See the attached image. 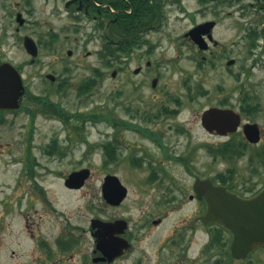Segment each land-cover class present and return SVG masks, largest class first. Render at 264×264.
Listing matches in <instances>:
<instances>
[{
	"label": "flooded vegetation",
	"instance_id": "af4514ba",
	"mask_svg": "<svg viewBox=\"0 0 264 264\" xmlns=\"http://www.w3.org/2000/svg\"><path fill=\"white\" fill-rule=\"evenodd\" d=\"M207 1L216 2L219 7H222L229 0ZM241 1H248L249 6L264 8V0H236L237 6ZM64 6L66 12L77 24H80L81 20L90 18L91 30L94 36H98L102 42V49L97 54L102 60L105 59L107 64H110L111 58L116 56L113 53V48L117 47L118 42L116 38H113L114 33H116L113 28L114 20L118 14L131 15L133 13L132 6H128L127 0L120 3L118 7L113 5V0H65ZM154 10L153 15L156 18L158 7L155 6ZM238 12L236 19L240 21L242 19L241 14L247 13ZM222 14L223 12L217 11L212 17L203 20L214 22V25L202 34L206 45L205 49H199L192 38L186 35L187 31L199 22H194L181 37L183 42L189 43L193 50L201 54L202 62L211 63L212 59L218 57L220 51L224 49L223 42L214 34ZM227 15H231V12H228ZM250 25V27L242 29L236 28L235 38L231 39L230 45L239 47L241 42L245 43L244 61L249 59L251 66H255L258 61L264 62V16L257 22H250ZM159 30L160 27L155 24H151L148 29L142 27L126 28L123 32L125 36L122 38L121 49L117 53L124 58L123 60H126L134 49L138 50L147 44H150L152 48L156 47V40L151 41L145 38V34H155ZM71 52L69 49L67 54L71 55ZM34 60L35 58H30L31 63ZM229 60L232 62L227 64L228 66L235 64L233 57L229 56L226 63ZM3 61L6 60L0 58V63ZM145 65L146 68H150L152 62L146 60ZM62 72H64L63 69ZM141 72H144V68L140 64L133 69V73L136 75ZM115 73V70L112 71V76ZM236 76L239 77V75H235V82ZM45 78L47 82L52 83L55 75L52 72H46ZM67 78L65 72L60 75L56 86L58 93L62 94L64 90H67V86L70 85ZM97 78L98 75L92 73L83 79L77 84L76 94L91 96L95 90ZM157 82L158 76H152L150 79L151 86L156 87ZM139 83L138 81L135 85ZM185 86L189 89L187 85ZM138 88L139 86L135 87V89ZM24 93L36 97L44 104L47 112L57 115L63 120H67L70 116L83 119H80L81 123H62L56 125L57 128L50 126L51 128L47 130L48 133L44 140H36L38 137L41 138V135L38 134V128L35 124L28 125L24 133L22 156L19 157L22 161L20 175L13 174L12 178H7L1 177L2 173L0 172V207L3 208V213L6 215L11 210L21 206V203L26 202V205L24 204L26 207V209L24 208L25 218L22 220V225L26 228V249L22 252L26 257L23 258L21 264H264V243L256 245L245 256L237 257L236 243L233 246V232L218 221L203 220V216L209 207L208 189L194 187V182L197 179H209L215 185L224 186L228 193L246 198L256 195L263 188L264 133L263 126L254 118V115L261 110L262 104L255 95L253 97L246 92L239 97L238 101L236 98H233V101L224 99L216 105L203 108L199 116V125L206 134L218 138V142L209 144L207 139L201 138L200 141H196V147L193 149L191 134L188 133L189 130L184 128V125L164 124L161 129H157L155 126L158 124L149 123L150 120L160 115L177 114L181 103V98L178 95L171 97L173 102L177 103L176 107H172L174 104L163 105L156 109L147 110L141 103L139 93L135 91V101L124 103L123 110H125L128 118L116 120L110 105L103 115L105 120L104 132L96 130L98 131L97 134L91 138L85 133L86 128L99 125H90L83 121L90 119L89 116L93 113L79 111L69 113L60 105L48 101L47 96L35 95L27 89ZM185 94L189 99L193 98V93L190 90L186 91ZM111 95L108 96L110 100H112ZM29 96L28 98L31 100L35 99ZM48 107H51V110ZM210 107L231 109L238 115L237 127L236 123L234 126L223 124L221 127L209 130L203 123L202 113ZM17 109L19 108H0V129L2 124L7 121L5 118L7 114ZM26 111L30 113L28 108ZM135 121L137 123H134ZM249 125H253V127H249ZM245 128L258 130L259 139L257 142H251L248 139ZM128 134L138 140L130 139ZM144 138L155 142L158 151H160L157 152L159 154L157 161L154 160L153 156L150 158L143 144H140V140L143 141ZM6 144L11 143L7 142ZM249 147H254L253 151L249 152ZM95 150L100 151L99 160L103 167L124 162L139 166L144 163L145 159L150 160L147 165L150 163L154 165L150 166L148 174L143 178L145 181L142 182L146 184L155 183L156 188L152 192L148 189L146 193H142V203L134 205L138 211L134 219L135 222L131 220V216H114L111 213L112 210L108 213L107 208L126 207L123 202L127 199L128 188L119 203L108 202L103 195L104 177L116 174L112 169H106L99 189L103 206L98 210L95 209V212H100L89 219L87 226H80L73 221L66 220L61 221L50 232V229H46L42 225V213L52 212L53 215L57 216L60 211L49 199L47 184L41 178L51 174L58 179L59 186L65 192L73 193L80 190L85 186L93 172L89 164L94 160ZM202 150L206 154L210 152L213 157L226 160L225 164L228 163V165L216 173L214 180L196 174L192 178L191 187H180L181 183L177 182V177H171L165 166L178 163L182 166L184 174H192L194 153L200 152L198 159L201 162L203 159ZM244 156L247 159L249 172V176H246L248 179L244 180L248 186L241 184L239 186L241 189L238 191L232 187L230 181L236 175V160ZM10 162L12 164L19 163L14 157H11ZM106 191L112 194L114 189L106 188ZM34 197L36 198L35 201ZM35 202L43 208H34ZM186 204L193 205L194 212L186 219L179 220V222L178 220L174 221L168 230L162 233L163 224ZM38 210L42 211L39 213ZM33 213H38L37 221L29 219ZM3 222L4 219H1L0 216V227H4ZM85 233L87 235L84 237ZM13 243L14 246L10 248V255L17 257L19 255L16 247L17 242L13 240Z\"/></svg>",
	"mask_w": 264,
	"mask_h": 264
},
{
	"label": "rangeland",
	"instance_id": "374dc122",
	"mask_svg": "<svg viewBox=\"0 0 264 264\" xmlns=\"http://www.w3.org/2000/svg\"><path fill=\"white\" fill-rule=\"evenodd\" d=\"M64 2L65 0H0V58L17 67L21 72L25 89L35 95L47 96L48 101L60 105L69 113L79 111L104 115L111 105L116 120L128 118L123 110L124 103L135 101V91L139 93L141 103L147 110L163 105L174 104L172 107H176L177 103L175 104L171 97L178 95L181 103L177 114L160 115L150 120L149 123L158 124L155 126L157 129H161L164 124L184 125V128L191 134L193 149L196 147V141H200L201 138L207 139L209 144L218 142V138L206 134L199 125L202 109L216 105L224 99L233 101V98H236L238 101L239 97L248 92L253 97L255 95L262 104L261 110L254 115V118L263 126L264 133V62L258 61L255 66H251V61L249 59L244 61L243 58L246 53L245 43L241 42L239 47L230 45L231 39L235 38L236 28L250 27V22L254 23L262 19L264 12L262 13L258 6H249L248 1L239 2V6L236 3L228 4L226 1L222 7L215 2L200 3L199 0H180V4L168 3L165 6V18L160 30L155 34H145V38L151 41L156 40V47L152 48L150 44H147L138 50L134 49L126 60H123L120 54H116L111 58L112 62L107 64L105 59L102 60L97 54L102 49V42L98 36H94L90 18L81 20L80 24H77L66 12ZM17 11H20L25 19L20 26L15 21ZM217 11L223 14L220 16V23L215 27L214 34L223 42L224 49L220 51L218 57L212 59L211 63H205L201 60V54L193 50L189 43L183 42L181 37L194 22H201L212 17ZM238 11L247 13L241 14L240 21L236 19ZM228 12H231V15H227ZM51 34L56 35L54 36L56 38L48 46L47 41ZM23 35H30L38 45V54L32 63L30 62L31 56L22 44ZM69 49L72 51L71 55L67 54ZM229 56L235 59L234 65H227L226 60ZM146 60L152 62L150 68L145 67ZM139 64L144 68V72L136 75L133 69ZM62 69L70 85L60 94L56 91V86L60 75L64 73ZM114 70L116 73L112 76ZM96 71L99 72L95 73ZM46 72H52L55 75L54 82H47ZM92 73L98 75L93 94L91 96L76 94L77 84ZM154 75L158 76L156 87L150 84V79ZM235 75H239V77L236 76V82L234 81ZM138 81L140 83L135 85ZM185 85L190 87L193 98L189 99L185 94L189 90ZM137 86L139 88L135 89ZM109 95L112 100L108 98ZM26 108L30 110V113L26 111ZM5 118L7 121L0 129L2 143L0 172L1 177L7 178H12L13 174L20 175L22 161L19 157L22 156L24 133L28 125L35 124L38 134L41 135H39L41 138L38 137L36 140H44L50 126L57 128L56 125L62 123H81L80 119H83L70 116L67 120H63L44 110V104L36 99H29L26 93L22 97L19 109L9 112ZM83 122L99 125L86 128L85 133L91 138L97 134L96 130H101V132L105 130L103 118L86 119ZM128 136L130 139L138 140L134 136L129 134ZM7 142L11 144H6ZM141 143L150 158L153 156L155 158L153 159L157 161L159 155L157 152L160 151L155 142L144 138L143 141L140 140ZM253 149L254 147H249L248 151H253ZM204 152L201 162L198 159L200 152L194 153L192 174H184L182 166L178 163L165 166L171 177H177V182L181 183L180 187H191L192 178L196 174L213 179L216 173L228 165V163L225 164L226 160L213 157L210 152L208 154ZM11 157L16 158L19 163L12 164ZM93 157V162L89 164L93 172L85 186L78 191L65 192L59 186L58 179L51 174L41 178L47 184L49 199L60 211L57 216L52 212L42 213V225L50 229V232L61 221L66 220L73 221L80 226H87L89 219L100 212H95V209L98 210L103 206L99 189L106 169H112L122 184L128 188L127 199L123 202L126 207L107 208L108 213L112 210L111 213L114 216H131V220L135 222L138 211L134 205L142 203V193H146L148 189L152 192L156 188L155 183L142 182L145 181L143 178L148 174L150 166L154 165L151 163L147 165L150 160L145 159L144 163L139 166L124 162L103 167L99 160V150L94 151ZM246 176H249V172L247 159L244 156L236 160V175L230 181L232 187L239 191L241 189L239 186L246 184L244 180L248 179ZM33 199L35 201L36 198ZM24 204L26 205V202L21 203V206L6 215L0 207V216L4 219V227H0L2 241L0 264H21L23 258L26 257L22 252L26 249V228L22 225V220L25 218L24 208L26 209ZM34 208L42 209L43 206L35 202ZM41 211L38 210L39 213ZM193 212V205L186 204L163 224L162 233H165L174 221L179 222V220L186 219ZM37 216L38 213H33L29 219L37 221ZM86 235L87 233L83 236ZM13 240L17 242V245L15 244L19 253L17 257L10 255V248L14 246Z\"/></svg>",
	"mask_w": 264,
	"mask_h": 264
},
{
	"label": "water",
	"instance_id": "95a60500",
	"mask_svg": "<svg viewBox=\"0 0 264 264\" xmlns=\"http://www.w3.org/2000/svg\"><path fill=\"white\" fill-rule=\"evenodd\" d=\"M15 19L19 25L24 22V17H22L20 12H17ZM213 25L214 22L211 20L198 23L190 28L186 35L192 38L199 49H205L206 45L202 34ZM22 43L26 52L34 58L38 53L35 40L30 35H24ZM231 62L232 60H229L227 64ZM24 91L22 77L17 68L10 62H1L0 108H18ZM202 119L209 130L221 127L223 124L234 126L236 123V127L238 124V115L231 109L217 107L205 109L202 113ZM223 120L228 121L223 122ZM250 126L253 127V125ZM245 130L251 142L258 141V130L253 128H245ZM102 187L104 198L112 204L119 203L127 190L116 175L105 176ZM194 187L197 189H208L209 207L203 216V220L218 221L233 232V246L236 243L237 257L245 256L256 245L264 243V186L256 195L247 198L228 193L224 186L215 185L209 179H197L194 182ZM106 188H112L114 192L109 194ZM198 194L200 195V193Z\"/></svg>",
	"mask_w": 264,
	"mask_h": 264
},
{
	"label": "trees",
	"instance_id": "16d2710c",
	"mask_svg": "<svg viewBox=\"0 0 264 264\" xmlns=\"http://www.w3.org/2000/svg\"><path fill=\"white\" fill-rule=\"evenodd\" d=\"M126 1V0H125ZM207 0H199L200 3L206 2ZM262 1V0H261ZM124 2V0H113V5L118 7L120 3ZM128 6H132L133 13L129 16L118 14L116 16V19L113 23V28L116 30V33H114V39L116 38L118 40L117 47L113 48V53L118 54L117 51H120L121 44H122V38L125 36L124 30L126 28H139L142 27L144 29H148L151 24H155L158 27H161L164 18H165V6L168 3L177 2L180 4V0H127ZM228 4H234L236 3V0H229L227 1ZM216 3V2H215ZM217 4V3H216ZM157 6L158 10L156 11L157 17L154 18L153 13L155 12L154 7ZM217 9V6H216ZM259 10H263L264 8ZM150 13V14H149ZM56 35H50V39L47 41L48 46L52 44L54 41V37ZM190 90V87H189ZM29 96V95H28ZM33 97V96H29ZM36 99V97H33ZM34 99V100H35ZM38 100V99H36ZM40 101V100H38ZM51 110V107H48ZM44 110L47 111L46 107L44 106ZM90 119L93 120H99L100 118H103V115H99L97 113L92 114L89 116ZM237 151V149H236ZM242 154V152H240Z\"/></svg>",
	"mask_w": 264,
	"mask_h": 264
}]
</instances>
